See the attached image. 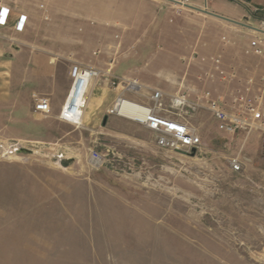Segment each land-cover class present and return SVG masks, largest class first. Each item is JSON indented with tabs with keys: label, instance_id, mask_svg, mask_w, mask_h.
<instances>
[{
	"label": "rangeland",
	"instance_id": "obj_1",
	"mask_svg": "<svg viewBox=\"0 0 264 264\" xmlns=\"http://www.w3.org/2000/svg\"><path fill=\"white\" fill-rule=\"evenodd\" d=\"M226 2L243 10L237 0ZM35 27L43 37L48 25ZM5 35L6 52H14L12 43L21 50V71L6 75L11 87L5 88V108L0 104V264H264V158L257 133L229 137L208 111H185L181 120L202 147L166 151L153 132L109 113L118 96L147 104L153 89L223 96L232 87L215 77L198 81L212 74L198 67L156 72L157 57L144 56L137 67L142 71L99 69L103 75L88 89L80 126L32 122V95L48 98L32 82L34 60H52L59 93L78 58L67 56L73 47L60 40ZM127 53H138V45ZM80 59L97 70L108 61ZM146 59L152 65L142 66ZM125 80L142 90L124 91ZM108 90L114 98L109 106L92 104L95 95L106 100ZM38 137L51 145L31 142ZM15 142L25 151L14 152ZM90 151L99 153L101 166L90 164ZM232 158L243 162L240 171L232 170Z\"/></svg>",
	"mask_w": 264,
	"mask_h": 264
},
{
	"label": "crops",
	"instance_id": "obj_2",
	"mask_svg": "<svg viewBox=\"0 0 264 264\" xmlns=\"http://www.w3.org/2000/svg\"><path fill=\"white\" fill-rule=\"evenodd\" d=\"M226 1L229 0H214L209 5L208 12L243 23V26L198 11L202 8L203 0H189V5L184 8H179L169 0H91L89 2L63 0V3L55 0H43L39 3L35 0H0V10L5 8L8 11L6 24L0 25V57H3L0 59L1 108H5L3 105L5 88L11 87L10 79L7 84L6 75L12 74L14 78L21 71L20 62H16L21 50L12 43L9 49L14 52H6L5 33L19 39L60 40L73 47L67 52V56L78 58L73 62L74 64L88 67L84 66L81 57L107 58L108 61L103 63V68L98 70L107 69L106 67L109 66L112 68H108L107 71L111 72L114 69V73L142 71L141 68L137 69L142 57L155 55L156 72L163 74L192 72L194 67L214 74L212 59L215 57L220 58L223 71L230 72L233 69L241 80L263 74L264 60L245 54L252 34L246 28L247 22L243 21L245 18H250L249 7L263 9L264 0H247L249 6L242 4L243 10L231 8ZM177 9L180 10L179 13ZM20 17L25 19V25L22 31H16ZM40 24L48 25L43 37L35 32V26ZM80 25L87 27L85 33H81ZM54 30L59 31V34H54ZM8 39L15 41V38ZM135 44L138 45V53L127 57V52ZM5 56H7L6 60ZM34 62L31 68V72L34 73L32 82L38 93L48 97L46 99L49 100L50 114L44 117L28 107L31 121L62 122L58 119V115L70 88L69 72L66 76V86L59 93H55L52 60L44 61L38 57ZM141 64L152 65L148 59ZM215 80L219 82L217 75ZM236 84L237 80L228 86ZM106 98L100 103V99L95 95L92 104L96 107L109 106L114 99L111 91L106 93ZM31 142L51 145L49 141L39 137L31 139Z\"/></svg>",
	"mask_w": 264,
	"mask_h": 264
},
{
	"label": "built area",
	"instance_id": "obj_3",
	"mask_svg": "<svg viewBox=\"0 0 264 264\" xmlns=\"http://www.w3.org/2000/svg\"><path fill=\"white\" fill-rule=\"evenodd\" d=\"M169 1L179 8L189 5V0ZM213 1L203 0L201 10L208 12L209 5ZM237 1L249 6L247 0ZM41 8L43 7L41 6ZM249 8L250 18L246 28L252 34V37L249 40L245 54L264 60V10L255 7ZM179 12L180 10L177 9V13ZM7 18L8 11L5 8H1V26L6 24ZM24 25L25 19L23 20V17H20L16 25V31H22ZM212 64L214 74L217 75L221 83L228 86L237 80V84L230 86L232 88L228 89L225 95L215 96L208 90L200 94H195L193 90H185L173 95L166 94L160 90H152L146 97L148 100L147 104L134 102L145 111L143 117L141 119H127L153 132L158 148L166 151L189 153L193 150L195 152L199 151L202 147V140L189 124L181 120V116L185 111L195 113L206 110L217 122L219 131L229 137L242 133H257L261 143V155L264 158V73L241 80L233 69L230 72H225L221 69L219 57L213 58ZM214 74H205L204 77H199L198 81L212 80L215 77ZM102 75V72L97 69L83 67L79 64H73L70 67L69 78L71 83L65 103L58 115L60 121L74 126L81 125L88 89L92 82L102 77ZM82 81L83 85L79 92ZM124 82L127 84L124 91L139 93L142 90L135 80H125ZM112 84L114 85L115 82H112ZM77 94L78 96H76ZM32 98L34 113L45 117L48 116L50 114L49 100L36 94H33ZM125 100L127 99L118 96L109 113L126 118L120 114L117 108L119 103ZM21 144L22 142L13 144L14 152L20 153L24 151ZM58 162L60 163L61 161L58 159ZM89 162L93 167L101 166L102 161L99 153L90 151ZM230 166L233 171H240L243 162L238 158H232L230 159Z\"/></svg>",
	"mask_w": 264,
	"mask_h": 264
},
{
	"label": "bare ground",
	"instance_id": "obj_4",
	"mask_svg": "<svg viewBox=\"0 0 264 264\" xmlns=\"http://www.w3.org/2000/svg\"><path fill=\"white\" fill-rule=\"evenodd\" d=\"M83 85V81L80 83L79 92L81 90V86ZM78 96V94L76 95ZM118 110L120 111V114L125 116L126 118L130 119H141L144 114V110L140 108L136 103L125 100L119 103Z\"/></svg>",
	"mask_w": 264,
	"mask_h": 264
},
{
	"label": "water",
	"instance_id": "obj_5",
	"mask_svg": "<svg viewBox=\"0 0 264 264\" xmlns=\"http://www.w3.org/2000/svg\"><path fill=\"white\" fill-rule=\"evenodd\" d=\"M198 11L204 12V11H202V10H198ZM204 13L210 14V15H212V16H214V17H217V18H219V19L225 20V21H227V22H230V23H233V24H236V25H241V26L244 25L243 23L235 22V21L229 20V19H227V18H224V17H221V16H217V15H215V14H211V13H209V12H204ZM248 21H249V19H248V18H245L243 22H248ZM24 151H25V150H24ZM193 153H194V150H193Z\"/></svg>",
	"mask_w": 264,
	"mask_h": 264
}]
</instances>
